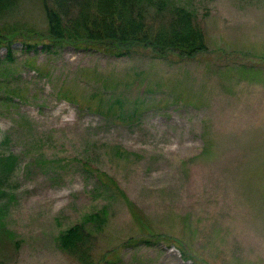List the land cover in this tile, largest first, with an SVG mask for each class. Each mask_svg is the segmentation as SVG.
<instances>
[{"label":"rangeland","instance_id":"1","mask_svg":"<svg viewBox=\"0 0 264 264\" xmlns=\"http://www.w3.org/2000/svg\"><path fill=\"white\" fill-rule=\"evenodd\" d=\"M83 1L0 0V39ZM165 1L204 53L0 48V264H264V0Z\"/></svg>","mask_w":264,"mask_h":264},{"label":"trees","instance_id":"2","mask_svg":"<svg viewBox=\"0 0 264 264\" xmlns=\"http://www.w3.org/2000/svg\"><path fill=\"white\" fill-rule=\"evenodd\" d=\"M83 2L82 8L72 15L53 6H45L47 23L45 34L25 33L18 38L17 32L14 31L5 35L0 39V48L6 49V58L11 59L12 47L17 43L27 51L39 46L44 52L71 47L76 50H102L116 57L128 56L139 49L149 48L153 58L160 60L169 55L190 60L207 50L203 32L195 23L193 14L185 8L167 4L165 0H84ZM34 38L41 39L33 43ZM17 165L18 157L15 154L0 153V201L7 195L3 188L13 176ZM84 166L83 164V169ZM98 180L104 187L101 178ZM100 183L98 182V187ZM105 189L109 192L112 190V188ZM122 198L125 201L127 199L123 193ZM128 206L132 212L129 202ZM0 211V230H3L1 221L3 210ZM132 216L136 222L140 221L134 212ZM90 233L84 230V227L74 225L60 233L58 237L60 247L87 251L84 247L85 238L87 235L91 236ZM181 252L183 257L187 258L185 252Z\"/></svg>","mask_w":264,"mask_h":264}]
</instances>
